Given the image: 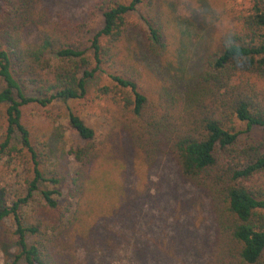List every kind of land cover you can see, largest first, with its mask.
<instances>
[{
  "label": "trees",
  "instance_id": "trees-1",
  "mask_svg": "<svg viewBox=\"0 0 264 264\" xmlns=\"http://www.w3.org/2000/svg\"><path fill=\"white\" fill-rule=\"evenodd\" d=\"M144 2L103 0L102 26L93 34L90 21H73L50 0H0V108L7 123L0 161L23 156L29 167L24 197L11 201L0 184L5 264H172L175 259L176 249L164 257L155 250L151 232L157 220L141 202L146 192L132 194L125 186L119 191L111 177L104 175L106 182L101 181L93 172L111 136L98 141L95 129L70 107L69 125L82 141L70 150L76 167L63 190L59 180L46 178L42 170L24 108L80 101L97 76L108 80L97 93L116 108L113 129L128 134L140 164L151 168L170 158L195 195L211 202L214 240L208 264H264V136H247L254 128L264 130V0L235 5L234 24L217 51L193 81L176 82V94L166 86L150 91L128 50L129 16ZM143 20L148 28L145 50L168 53L172 44L161 18L147 14ZM176 61L162 63L165 68ZM35 196L44 204V218L27 227L20 211ZM116 216L117 221L111 220ZM105 225L107 235H100ZM118 234L132 249L119 248ZM172 240L187 243L185 237ZM78 244L84 256L78 254Z\"/></svg>",
  "mask_w": 264,
  "mask_h": 264
},
{
  "label": "rangeland",
  "instance_id": "rangeland-1",
  "mask_svg": "<svg viewBox=\"0 0 264 264\" xmlns=\"http://www.w3.org/2000/svg\"><path fill=\"white\" fill-rule=\"evenodd\" d=\"M50 1L56 11L69 15L73 21L82 19L90 21L89 28L93 34L101 28L99 6L103 0ZM150 1L152 5L149 4ZM243 1L145 0L137 11L129 16L127 33L128 50L131 49L143 70V84L152 92L166 86L176 94L175 89L179 81L183 83L193 81L205 69L208 58L217 51L227 29L234 24L231 11L235 5H240ZM147 14L158 15L164 29L168 30L167 41L172 44V48L165 55H152L145 50L148 28L143 16ZM165 59L177 61L174 65L164 68L162 61ZM105 83H108L106 77L97 76L89 83L87 96L77 102H57L46 108L32 104L24 108V123L29 127L32 142L43 158L42 170L46 178L59 180L63 190L68 176L76 167L70 150L82 144V141L69 125L70 107L95 129L98 141L103 143L111 136L104 153L94 164L93 172L97 173L98 179L105 180L104 175L111 177L110 181L119 191L125 186L132 194L138 191L146 192L147 195L141 202L145 209L152 211L157 220L156 229L151 232L156 252L164 257L165 252L176 249L177 254L172 264H182L183 254H187L186 264H208L214 240L211 202L200 195H195L194 187L181 177L176 164L170 158L163 157L151 168L140 164L128 134L113 129L115 123L111 116L116 111L113 102L97 93L98 87ZM1 89L0 83V91ZM3 111L4 107H1L0 142L5 139L7 128ZM239 127L246 129L247 126L240 124ZM247 136L249 139L258 140L264 136V130L254 128ZM28 172L27 159L23 156L15 159L4 157L0 161V184L11 194V201L16 200L17 196L26 195ZM115 205H118L117 198ZM43 206L41 198L35 196L21 209L25 226L43 220L44 216L40 212ZM115 218L117 216L111 220L117 221L118 218ZM7 225L12 228V221H8ZM118 225L120 226V223ZM118 225L116 231L120 233L121 228ZM126 232H129L127 228ZM99 234L107 235L106 225L99 229ZM174 235L181 239L187 238V243L174 244L172 240ZM27 240L32 243L33 237L28 235ZM114 240L119 248L132 249L131 246L125 245L123 235L121 237V234H118ZM107 243L109 244L108 241ZM77 247L78 254L84 256L81 244ZM1 249L0 247L1 264H5L7 260ZM125 263L128 264L127 261ZM112 264L122 263L114 261ZM151 264L156 263L153 261Z\"/></svg>",
  "mask_w": 264,
  "mask_h": 264
}]
</instances>
